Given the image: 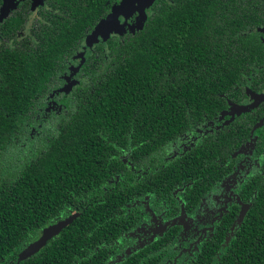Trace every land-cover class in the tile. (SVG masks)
Masks as SVG:
<instances>
[{
    "label": "trees",
    "instance_id": "trees-1",
    "mask_svg": "<svg viewBox=\"0 0 264 264\" xmlns=\"http://www.w3.org/2000/svg\"><path fill=\"white\" fill-rule=\"evenodd\" d=\"M71 1L75 19L59 32L62 42L56 37L51 46H64L65 53L83 42L92 15L91 6L82 12V0ZM107 1L98 0L99 18ZM217 1L195 0L193 7L183 0L179 8L156 1L143 32L113 38L99 50L96 82L78 91L66 118L43 123L33 114L54 87L48 80L57 77L54 61L63 52L34 49L28 60L13 53L0 76V264L109 262L111 245L127 231L121 211L127 189L106 193L98 187L109 171L115 177L125 171L120 149L131 144L138 153L144 145L151 151L171 144L226 108L222 96L238 92V79L248 72L225 66L227 38L213 41ZM260 196L241 224L242 235L228 246L231 252L213 263L221 246L209 245L197 264H264V188ZM74 214L59 236L19 262L46 227ZM161 248L158 242L115 264H158Z\"/></svg>",
    "mask_w": 264,
    "mask_h": 264
},
{
    "label": "flooded vegetation",
    "instance_id": "flooded-vegetation-1",
    "mask_svg": "<svg viewBox=\"0 0 264 264\" xmlns=\"http://www.w3.org/2000/svg\"><path fill=\"white\" fill-rule=\"evenodd\" d=\"M71 0H0V76L13 53L28 60L34 49L45 53L63 52L54 61L57 77L48 97L33 114L47 122L67 117L66 112L78 91L96 82L100 67L99 50L108 48L113 38L135 36L145 30L156 3L145 10L147 20L141 31L129 29L137 24L139 12L127 22L126 33L111 34L107 42L88 46L97 25L107 19L125 0H108L107 12L98 16V0H82V12L92 7V15L79 41L69 53L64 46L51 48L65 31L67 20L75 19L67 4ZM128 1V0H127ZM132 2V0H129ZM176 8L183 0H166ZM193 7L195 0H192ZM213 10L220 18L212 27L214 43L227 38L225 66L247 70L238 79V92L225 97L226 108L212 118L199 120L193 130L181 134L167 146L136 153L130 146L121 148L125 171L108 172L98 188L110 192L123 186L127 202V231L111 245L107 264L152 246L165 245L158 264H197L209 245L221 248L213 253V263L231 252L228 246L242 235L241 224L261 198L264 188V0H218ZM139 6L138 3H133ZM132 8V4L128 9ZM8 12L6 16L4 13ZM127 11H125L126 13ZM128 13V12H127ZM91 18V19H90ZM217 19V18H216ZM85 21V20H84ZM218 29L220 30L218 32ZM221 35V37H219ZM40 49V50H39ZM67 54H71L70 57ZM50 66V65H49ZM112 158L114 155H111ZM115 177V178H114ZM116 179V180H115ZM115 182V186L113 185ZM139 185V186H138ZM66 218V217H64ZM63 218V219H64ZM53 225V224H52Z\"/></svg>",
    "mask_w": 264,
    "mask_h": 264
},
{
    "label": "water",
    "instance_id": "water-1",
    "mask_svg": "<svg viewBox=\"0 0 264 264\" xmlns=\"http://www.w3.org/2000/svg\"><path fill=\"white\" fill-rule=\"evenodd\" d=\"M156 0H132L130 2L129 0H125L123 4L118 7L107 19L101 21L97 27L95 28L92 35L89 37L87 44L88 46H93L94 44L100 42L99 38L103 42H107L110 38L111 34H120L123 35L127 32L125 29V26L127 25V22L124 24L120 23V16H124L126 20L130 18V16L134 12L140 13V18L138 19L137 24L134 26H131L129 29L132 33H135V31H141L143 30L145 26V22L147 20V14L145 10L147 8H150ZM136 2L139 4V6H135L133 3ZM132 4V8L128 9V6ZM125 11H127L125 13ZM8 12L4 13V16H6ZM4 17H0V21H2ZM78 217V214H74L70 216L67 219L60 220L57 223L50 225L46 227L40 236V238L27 246L20 254H19V262L26 261L30 259L31 257L38 254L47 244L50 240H52L54 237H57L60 235V233L67 228L76 218Z\"/></svg>",
    "mask_w": 264,
    "mask_h": 264
},
{
    "label": "rangeland",
    "instance_id": "rangeland-1",
    "mask_svg": "<svg viewBox=\"0 0 264 264\" xmlns=\"http://www.w3.org/2000/svg\"><path fill=\"white\" fill-rule=\"evenodd\" d=\"M55 238V237H54ZM117 261H114V262H112V263H109V264H115Z\"/></svg>",
    "mask_w": 264,
    "mask_h": 264
}]
</instances>
